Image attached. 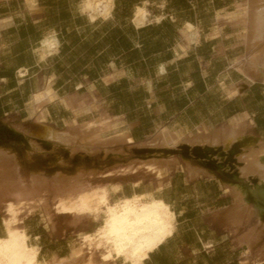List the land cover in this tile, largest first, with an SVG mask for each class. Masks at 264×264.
Returning a JSON list of instances; mask_svg holds the SVG:
<instances>
[{
	"label": "crops",
	"instance_id": "0c3cea01",
	"mask_svg": "<svg viewBox=\"0 0 264 264\" xmlns=\"http://www.w3.org/2000/svg\"><path fill=\"white\" fill-rule=\"evenodd\" d=\"M81 1L0 0V118L18 117L35 129L32 98L46 92L54 98L42 107L44 124L64 131L96 122L103 126L98 139L108 151L133 157V147L162 135L179 139L175 148L161 149L160 178L138 163L133 174H119L129 165L109 155L104 160L110 167L103 172L113 174L103 178L114 180L107 186L120 185L113 195L153 194L175 214L173 235L143 264H264V232L257 229L249 236L245 223L234 224L229 215L233 197L226 186L200 171L191 154L186 162L177 150L210 148L212 140L232 133L256 139V151L264 148V82L250 81L237 69L241 43L230 35L232 26L216 19L206 23L197 3L188 0L140 1L148 3L150 14L140 27L133 22L137 5L125 13L114 4L111 18L90 21L80 10ZM211 4L215 18L217 12L231 13L227 0ZM21 70H26L22 78ZM139 173L154 185L144 184ZM236 175L233 170L226 179L234 181ZM132 176L131 182L120 181ZM24 230L39 247L38 260L51 263L69 256L73 246L47 243L43 224L32 233Z\"/></svg>",
	"mask_w": 264,
	"mask_h": 264
},
{
	"label": "bare ground",
	"instance_id": "6f19581e",
	"mask_svg": "<svg viewBox=\"0 0 264 264\" xmlns=\"http://www.w3.org/2000/svg\"><path fill=\"white\" fill-rule=\"evenodd\" d=\"M147 5V2H143L142 7L137 6L135 8L133 22L137 27L143 26L149 20L146 11ZM102 6L105 8L102 11L103 13L100 10ZM111 6L112 0H83L80 4V10L88 16L90 21H94L97 13L107 17L110 13ZM230 15H232V21L230 23L233 27L241 25L244 30H252L249 38L254 50L252 57L247 60L250 64L248 68L253 69L251 71L254 76L264 78V0H248L247 3L238 5L236 13H231ZM156 20L159 21L161 19L157 18ZM246 37L247 34L245 33L239 35V38L245 39ZM237 62L238 60H235V63ZM100 128L102 129L103 127L101 126ZM98 130L100 129L97 128L95 131H90L93 136L87 142L89 136L84 135L86 132L84 127L80 130L81 136L75 138L71 136V133H68V130L67 132H58L48 126H43L42 128L36 126L34 129L36 139L43 144V147H40L35 142L29 141L30 139L27 140L15 130L7 129V133L14 136L19 143H22L29 153L51 152L54 148H60L67 157L77 149L90 154L93 146L90 144H98ZM73 132L76 131L74 130ZM159 139L161 141L159 146L162 147L175 148L181 144L179 139L172 137L165 138L164 135ZM219 140L214 139L211 143L208 142L211 144V147L207 152L206 158L193 154V148L191 149L189 145L179 146L177 150L183 151L182 153L187 158L191 154L194 158L203 160L199 161L200 167L202 166L199 170L202 172L215 176L216 173L213 169L223 170V175L216 174V176L226 188L230 189L228 191L233 195V216L238 222L244 218L251 204L253 205V209L249 211V219L254 221V224L261 222V217L264 216V206L254 200L252 195L254 189L250 183L249 176L255 177L258 180V184H264V148L259 145L262 149L259 150L258 148L256 151L257 141L251 137H243L239 134L232 133L226 135L222 141ZM193 142H189V144H193ZM201 150L204 151L205 148H201ZM143 152L147 155L138 160L140 162L139 166L145 172L154 173L157 178H160L162 170L158 169L157 165L162 164L161 159L164 157V150L147 149ZM167 157L170 159V156ZM167 157L165 156V158ZM12 158L13 156L11 157L8 152H0V188L21 198L27 194V190L22 181L16 180L10 175L9 167L12 166ZM204 161L210 167H207ZM50 163L59 164L61 163V159H53ZM133 170L136 171V169ZM233 170H237L238 180L234 178V181H229L226 177L232 178ZM197 173L195 172L194 175ZM82 175L81 173L78 174V176ZM39 178L40 176L38 174L31 178L32 188L35 191H38V184L41 183V179ZM78 178L77 181L75 178V181L67 183V185L64 184L67 186L66 188L59 187L61 185L55 186L56 192L61 194L56 201L60 214L73 216L91 215L96 220L98 218L102 219L101 226L94 234L84 237L83 241L86 244L84 246L87 247L88 245L89 248L90 246H94V248L96 247L104 251L103 253L105 255L113 256L115 259L122 258L125 264H143V260L150 253L157 250L173 235L175 230V214L161 198L153 196L150 198L151 200L148 199L149 201L143 202L142 199L144 198L134 194L129 198L122 197L116 201H111V196L119 192L120 185L100 188L94 187L78 194L66 192V189H77L80 186L82 181H78ZM43 180L45 179L43 178ZM54 183L56 182L54 181ZM43 202L44 199L40 196L36 203L39 206ZM28 203L20 201L17 204L9 203L7 205V215L10 218L4 221L5 236L0 238V264H49L47 260H38L39 247L28 242L29 238L27 234L20 229H15L17 223L16 218L23 212V208L28 206ZM73 258L58 259L52 264H76L77 262L75 263L76 260L74 258V261ZM101 264L108 263L106 261Z\"/></svg>",
	"mask_w": 264,
	"mask_h": 264
},
{
	"label": "rangeland",
	"instance_id": "374dc122",
	"mask_svg": "<svg viewBox=\"0 0 264 264\" xmlns=\"http://www.w3.org/2000/svg\"><path fill=\"white\" fill-rule=\"evenodd\" d=\"M188 1H190L193 5H195V7L198 5L200 12H198L197 14L200 15L206 23L211 24L216 19V21H222L224 23L229 24L230 26H232V24L230 23L232 21V19H231L232 15H230V14L236 13L238 5L248 2V0H227V3L232 5V8L229 10V12H231V13H229V15L227 14L225 16L224 15L220 16L219 13L218 14L216 13V18H215V14L213 13L212 7H211L212 6L211 0H188ZM115 2H116V0H112V6L110 9V13L107 17H104L100 13H97L95 15V20H96V18H101L103 20H108L109 18H111L112 17V11L114 9V4H116ZM218 2L220 3V0H218ZM195 3H197V5ZM141 5H142V3H141ZM141 5H139V6H141ZM169 5H171V4H169ZM136 7L137 6H135V8ZM104 9L105 8L102 6L100 9L101 12L104 11ZM130 11H132V8ZM130 11H128V12H130ZM133 11H135V9H133ZM146 11H147V17H149L150 14L147 10V7H146ZM228 17H230V18H228ZM251 32H252V30H250V29L244 30L243 26H241V25H238L237 27L232 26V29L230 30V35L232 36V38L236 42L241 43V46L239 47V49H237V52L239 54H241L239 57L236 58V59H238L237 69L240 72H242L244 75H246L250 81L260 80V81L264 82V78L254 76L252 73L253 69L248 68L250 64L248 63L247 60H249L252 57V53L254 50V48H252V46H251L252 43H251V40L249 38ZM244 33L247 34V37L245 38L247 41L243 38H239V35L244 34ZM234 62H235V60H234ZM242 65H244V66H242ZM25 74H26V70H21V71H19L18 76L22 78L25 76ZM47 95L48 94H46V92H43V93L41 92V93L35 94L32 98L30 114H36L37 115L36 120H35V124L38 128H42L43 126H48V125L43 123V116H42L43 113L41 111H42L43 106H45L46 104L50 103L53 100L54 95L51 94L49 97H47ZM40 122H42V123H40ZM95 126L98 129H100L99 131H101L103 129V128L102 129L100 128L102 125H97L96 122H91L90 124L85 123L82 126H79L78 128H72L71 131L68 130V133H71L72 137H75V138L78 137L79 138L81 136L80 130L84 127V129L86 131L84 133V135H87V137L89 136L88 137L89 139L87 138V142H88L93 136L92 132H90V131H95L97 129ZM48 127H50V126H48ZM7 129L15 130L18 134L22 135L27 140L30 139L29 141L35 142L40 147H43V144L38 142L39 140L36 139V134H35L34 129L29 130V128L21 122L20 118L13 117L9 121L6 119L0 118V152H8L11 157L13 156L12 162H11L12 166L9 167L10 175L12 178L22 181L23 185L26 187V190H27V194L20 198L18 196H15L11 193L6 192L5 190H2V188H0V235H1V237L5 236L4 221L9 220V218H10V216L7 215L8 214L7 213V205L9 203L17 204V202H20V201H24L27 203L29 202L28 206H27L28 208L27 207L23 208L24 209L23 212L17 216V218H16L17 223L15 226V229H18V230L20 229V230L25 232L24 228H26L29 230V233H32L38 228L39 224H43V226H44V231H43L44 237L47 239V243L50 239H52L53 241L57 240V242H66V243L71 244V247L73 246L71 249V252H70L71 247L70 248L67 247L68 248L67 253L70 252V254H69V256H67L66 258H62L61 260L70 259V258L72 259L74 257L76 261L74 260V258H73V260L75 261V263L77 262L76 264H78V263L79 264H91V263L101 264V263H104L106 261L108 264H125L122 258L115 259L113 256L105 255V253H103L104 251H102L101 249L99 250L96 247L94 248V246H90V248L88 245H87V247L84 246L86 244L84 243L83 239L86 235H89V234H83V233H92L90 235H93L94 232L101 226L102 219L98 218L96 220L91 215L90 216H88V215H84V216L74 215L73 216V215L60 214V212L57 209V201L56 200H58V197H60L61 194L56 192L55 186L61 185L59 187H61V188L65 187L66 188L67 183L73 182L75 180L77 181L78 177H79L78 181H82L80 186L77 189H66V192L71 193V194H78L80 192H86L90 188H94V187L100 188V187L110 185V184L114 183L113 178H111V179L103 178V177L111 176V174H113L112 172H106V173L103 172L104 170H106L110 167V166H108L109 164H107V162H104V160L107 159L108 155L110 158L113 157L112 158L113 160H117L118 161L117 163H120V164L125 163V165H129L127 168H123L121 170V173H119V174H133L134 170L132 172L131 171L132 168L138 170L137 166L140 165V162L138 160H140L141 157L147 155L143 152L144 150H147V149H152V150L164 149V147L156 145V143L160 144V142H161L160 139L155 140L152 143H149V145L147 144V146L143 145L141 147H133V152H132V155H134L133 157L131 155H126V153H124L122 151H108L107 149H105V146L107 143H101L98 140V144H93V143L90 144L91 146L93 145L91 148L92 152L90 154L85 153L84 151H82L80 149H77V150H75L77 152L74 151L75 153L74 152L71 153L70 155H72V156L70 157V155H68L69 157L67 156L68 157L67 158L65 156V154L63 153L64 151L61 150L60 148H54V150H51V152L50 151H46V152L44 151L43 153L31 152L32 153L31 154L25 149V147L22 143H19L15 139L14 136L7 133ZM74 130L76 132H73ZM55 131H57V130H55ZM99 131H98V134L100 135ZM58 132H67V130L58 131ZM87 132H88V134H87ZM32 135H34V136H32ZM124 139H126V138H124ZM127 140H128V138H127ZM150 145L155 146L156 148L151 147ZM50 146H52V145L50 144ZM104 152H106V153H104ZM181 152H183V151H181ZM28 154H29V156H28ZM96 154H99V155L101 154L100 158ZM180 154H182V153H180ZM85 155L88 156L87 163L84 162V156ZM55 157L57 159L60 158L61 163H59V164L50 163L51 161H53V159H56ZM182 158L186 162H188L190 160V159L185 160L184 153L182 155ZM118 159H122V160H118ZM191 159L194 160L195 162L198 161L197 165L199 164V161H203V160H199L197 158H194L193 156L191 157ZM161 160H162V165H164V157ZM136 163H138V165L134 167V165ZM97 170H100V171H97ZM141 170H143V169H141ZM218 172L220 175H223V170H218ZM80 173H81V175L83 174L82 175L83 177L78 176V174H80ZM37 174L40 176L39 179H41V183H43V184L39 183L38 184L39 186L37 189L38 191H35L32 188L31 178ZM237 174H238V172H237ZM208 175L210 177L214 176V175H210V174H208ZM42 176L45 180H43ZM136 176L137 177L139 176V179L141 181H143L144 184H147L150 187H152L154 185L153 184L154 182H152L150 180V178H149V180L147 178H143V176H144L143 173H139ZM134 177L135 176L124 177V178H121L120 181H125L128 183V182H131L132 179H134ZM251 177H253V176H251ZM229 178H231V177H229ZM236 179L238 180V175H236ZM68 180H70V181H68ZM54 181L56 183H54ZM115 181H119V178ZM64 184H66V185H64ZM116 185H118V184H116ZM137 185H138V182L133 183V187L137 186ZM127 186H128L127 190L130 192L132 190V185L129 183ZM228 190H230V189H227V188L225 189V191L228 192L229 194H231V196L233 197L232 193ZM137 195L141 196V198H144V199H142L143 202H147V201L151 200L150 198H152L154 196L153 194H137ZM40 196L44 199V202L38 206V204L36 202L40 198ZM131 196H129V197H131ZM162 196H164V191L162 193ZM118 197H119V195H113L111 197V201L118 200L119 199ZM129 197H127V198H129ZM252 209H253V205L251 204L249 207V211ZM56 210L59 213H57ZM233 210H234V198H233V207L231 208V210L229 212L230 218L232 219L233 223L237 224V225L241 224L242 222L245 223L246 232H249V236L251 235L252 232L256 231L257 229H260L261 233L264 232V216L262 217L261 222H257L254 224V221L249 219V216H248L249 211H248L244 215V218L238 222V220H236V218L233 216ZM214 227H216V226H214ZM48 235H50L51 238ZM61 238H64V240L61 241ZM28 242H29V239H28ZM29 243L33 244V239ZM33 245H36V244H33ZM86 255H90V256L85 258ZM91 256L95 257L98 260L100 259V262L99 263L95 262V260H93V258ZM54 261L55 260H53L51 263H49V262L48 263L52 264ZM257 264H259V263H257Z\"/></svg>",
	"mask_w": 264,
	"mask_h": 264
},
{
	"label": "water",
	"instance_id": "95a60500",
	"mask_svg": "<svg viewBox=\"0 0 264 264\" xmlns=\"http://www.w3.org/2000/svg\"><path fill=\"white\" fill-rule=\"evenodd\" d=\"M208 150H210V148H205L204 151L199 148H193V154L206 158ZM250 183L253 185L254 189L252 194L254 200L264 206V184H258L257 179H250Z\"/></svg>",
	"mask_w": 264,
	"mask_h": 264
},
{
	"label": "trees",
	"instance_id": "16d2710c",
	"mask_svg": "<svg viewBox=\"0 0 264 264\" xmlns=\"http://www.w3.org/2000/svg\"><path fill=\"white\" fill-rule=\"evenodd\" d=\"M140 1H143V0H116L115 5H116V8H120V7L123 8V12L129 13L128 11H130L133 6L135 5L139 6L138 3ZM0 238H3V237H0Z\"/></svg>",
	"mask_w": 264,
	"mask_h": 264
}]
</instances>
